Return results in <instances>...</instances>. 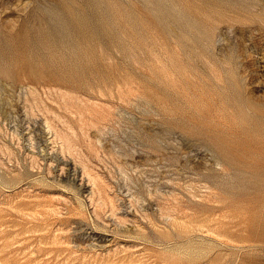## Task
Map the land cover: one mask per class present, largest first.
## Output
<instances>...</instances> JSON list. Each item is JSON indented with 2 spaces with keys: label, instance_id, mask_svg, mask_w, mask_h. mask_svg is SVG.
<instances>
[{
  "label": "rangeland",
  "instance_id": "rangeland-1",
  "mask_svg": "<svg viewBox=\"0 0 264 264\" xmlns=\"http://www.w3.org/2000/svg\"><path fill=\"white\" fill-rule=\"evenodd\" d=\"M212 1L0 0L14 30L81 20L80 81L0 76V264H164L207 236L172 230L189 201L250 193L218 143L264 115V0Z\"/></svg>",
  "mask_w": 264,
  "mask_h": 264
},
{
  "label": "bare ground",
  "instance_id": "bare-ground-1",
  "mask_svg": "<svg viewBox=\"0 0 264 264\" xmlns=\"http://www.w3.org/2000/svg\"><path fill=\"white\" fill-rule=\"evenodd\" d=\"M50 21L47 28L37 23L39 28L33 30L23 22L14 30L15 20L0 13L1 77L25 84L40 83L41 79L64 84L80 81L78 9L62 4L50 15ZM60 47L63 51L57 58L39 53L43 48ZM240 123L245 137L236 143L223 138L218 145L229 163L241 161L255 173L246 187L250 193L222 187L220 192L209 194L213 203L189 201L187 206L193 212L184 215L193 226L172 230L181 239L195 230L207 236L188 239L177 247L178 253L162 256L164 264H264L259 257L264 255V115H241ZM161 233L167 234L166 230ZM245 247L248 250L243 251Z\"/></svg>",
  "mask_w": 264,
  "mask_h": 264
}]
</instances>
